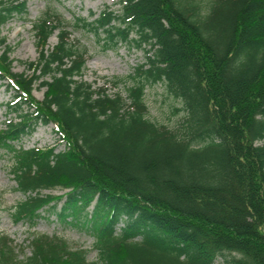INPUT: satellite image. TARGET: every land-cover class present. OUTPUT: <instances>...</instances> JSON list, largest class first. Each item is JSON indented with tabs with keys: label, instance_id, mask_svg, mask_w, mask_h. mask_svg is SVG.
<instances>
[{
	"label": "trees",
	"instance_id": "1",
	"mask_svg": "<svg viewBox=\"0 0 264 264\" xmlns=\"http://www.w3.org/2000/svg\"><path fill=\"white\" fill-rule=\"evenodd\" d=\"M25 1L0 0V26L24 14ZM118 4L74 18L73 27L103 49H143L125 98L80 79L85 51L53 13L31 23L38 52L25 63L29 74L10 72L0 36V80L11 91L0 149L23 196L12 221L32 225L51 213L88 231L96 256L36 235L30 255L15 262L2 236L0 264H264V0ZM36 81L39 101L30 96ZM154 83L181 102L179 127L147 118L144 88ZM49 122L61 150L18 145ZM54 188L65 191L40 193Z\"/></svg>",
	"mask_w": 264,
	"mask_h": 264
},
{
	"label": "rangeland",
	"instance_id": "2",
	"mask_svg": "<svg viewBox=\"0 0 264 264\" xmlns=\"http://www.w3.org/2000/svg\"><path fill=\"white\" fill-rule=\"evenodd\" d=\"M202 6L208 0H198ZM103 8L118 10V0H26L25 13L13 15L5 24L0 26V36L10 47L8 54L10 72L29 74L25 63L37 59L38 48L33 36L31 23L41 17L45 11L55 14L58 19L67 24L70 31L69 41L76 44L80 50L85 51L84 68L80 79L91 85V88H103L104 93L111 96L114 93L125 98L124 89L134 80L129 78L133 69L144 63L143 49H135L121 45L115 49H103L100 42L90 33L74 28V18L91 20ZM56 31L46 41L45 48H51L56 43ZM50 40V41H49ZM47 79V77H45ZM121 80L117 85L112 82ZM44 87L33 83L30 92L31 98L39 101L42 98ZM11 99V91L5 86V80H0V130L4 128L6 120L11 116L6 109V103ZM144 104L147 109V118L155 124L168 128H177L184 117L182 104L173 98L160 83L148 84L144 88ZM22 148H47L53 147L55 151L63 148L52 122L37 124L34 130L23 136L19 142ZM12 157L8 152L0 149V237L4 236L14 255L15 262L24 261L30 255V239L32 236L46 235L62 238L71 247L86 250V259L94 261L95 251L92 249L93 237L83 229L61 223L53 214H43L32 225L24 221L13 222L11 217L12 206L23 199L15 189L11 175ZM65 190L54 188L41 190V194L57 196ZM59 203L56 207L58 208ZM213 264H221L217 257Z\"/></svg>",
	"mask_w": 264,
	"mask_h": 264
},
{
	"label": "bare ground",
	"instance_id": "3",
	"mask_svg": "<svg viewBox=\"0 0 264 264\" xmlns=\"http://www.w3.org/2000/svg\"><path fill=\"white\" fill-rule=\"evenodd\" d=\"M50 41V40H49Z\"/></svg>",
	"mask_w": 264,
	"mask_h": 264
}]
</instances>
